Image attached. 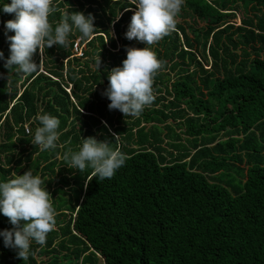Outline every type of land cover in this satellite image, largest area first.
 Here are the masks:
<instances>
[{
    "label": "trees",
    "instance_id": "16d2710c",
    "mask_svg": "<svg viewBox=\"0 0 264 264\" xmlns=\"http://www.w3.org/2000/svg\"><path fill=\"white\" fill-rule=\"evenodd\" d=\"M10 3L0 0V182L31 171L57 215L25 261L0 237V264H264V0H184L176 30L149 46L163 68L139 117L110 111L102 95L126 48L147 47L125 36L130 0H53V30L64 12H82L95 33L37 50L28 76L4 67ZM38 113L60 121L55 149L31 142ZM88 137L126 156L111 179L65 164ZM12 228L0 213V231Z\"/></svg>",
    "mask_w": 264,
    "mask_h": 264
},
{
    "label": "clouds",
    "instance_id": "9594fccd",
    "mask_svg": "<svg viewBox=\"0 0 264 264\" xmlns=\"http://www.w3.org/2000/svg\"><path fill=\"white\" fill-rule=\"evenodd\" d=\"M130 3L136 10L125 36L129 41L135 39L146 43L147 47L126 48L127 58L122 62L123 66L111 69L108 74L109 86L102 95L110 100V111L119 110L125 117H139L155 99L154 76L163 68L162 61L149 46L176 30V17L184 0H130ZM3 11L15 14V19L7 21L5 25L10 56L5 60L4 67L10 73L31 75L39 68L33 62L37 50L42 55L45 47L53 45L67 49L70 44L68 37L74 31H79L81 40L91 39L95 33L94 17L91 14L85 16L82 12H64L53 30L49 23V15L57 11L53 0H11L10 4L3 5ZM125 11H132V8H125ZM120 15L116 17L117 20ZM7 32H14V35L8 36ZM0 59H4L2 51ZM100 64L99 55L96 58L98 70ZM35 120L39 126L35 128L32 144L39 146L41 151L55 149L60 135L59 119L48 113H38ZM117 136L114 134V139ZM82 140L79 150L68 149L63 159L70 169L81 173L91 168L93 171L89 181L93 177L98 181L111 179L125 165L126 156L119 149L110 147V142L97 141L95 137ZM13 177L0 182V213L13 225L11 230L0 231V237H3L6 248L15 249L17 257L25 261L33 241L40 246L46 244L48 233L56 226L57 213L41 177L34 176L29 170L22 175L13 173Z\"/></svg>",
    "mask_w": 264,
    "mask_h": 264
},
{
    "label": "rangeland",
    "instance_id": "374dc122",
    "mask_svg": "<svg viewBox=\"0 0 264 264\" xmlns=\"http://www.w3.org/2000/svg\"><path fill=\"white\" fill-rule=\"evenodd\" d=\"M232 20L233 21H236V23L239 25V23L241 22V18H240V16L239 15H236V17H234V18H232ZM78 41L80 40V38H78L77 39ZM85 46V44H83V47ZM76 51V50H75ZM77 52V54L79 55V56H81L82 54H81V48H79V51H76ZM43 70V69H42ZM228 179H230V181H231V185L232 186H234V187H237V188H239V187H242V183H241V181L238 179V176L236 175V173H234V174H232V175H230V177H228Z\"/></svg>",
    "mask_w": 264,
    "mask_h": 264
},
{
    "label": "built area",
    "instance_id": "2783aa9c",
    "mask_svg": "<svg viewBox=\"0 0 264 264\" xmlns=\"http://www.w3.org/2000/svg\"><path fill=\"white\" fill-rule=\"evenodd\" d=\"M239 24H241V22H240ZM75 50H76V51H79V45H78V42H77L76 45H75ZM81 51H82V48H81ZM81 54H82V52H81ZM26 129H27V132H29L28 124H26Z\"/></svg>",
    "mask_w": 264,
    "mask_h": 264
}]
</instances>
